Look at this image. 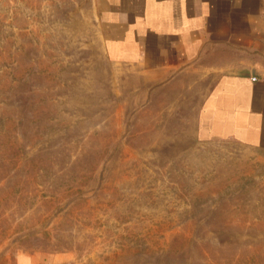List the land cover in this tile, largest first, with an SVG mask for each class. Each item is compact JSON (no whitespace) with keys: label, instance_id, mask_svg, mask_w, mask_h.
<instances>
[{"label":"rangeland","instance_id":"374dc122","mask_svg":"<svg viewBox=\"0 0 264 264\" xmlns=\"http://www.w3.org/2000/svg\"><path fill=\"white\" fill-rule=\"evenodd\" d=\"M95 11L0 0V253L264 264V147L197 141L145 105Z\"/></svg>","mask_w":264,"mask_h":264},{"label":"crops","instance_id":"0c3cea01","mask_svg":"<svg viewBox=\"0 0 264 264\" xmlns=\"http://www.w3.org/2000/svg\"><path fill=\"white\" fill-rule=\"evenodd\" d=\"M106 59L200 142L264 147V0H94ZM130 73H134L131 75ZM0 264H48L39 251Z\"/></svg>","mask_w":264,"mask_h":264}]
</instances>
